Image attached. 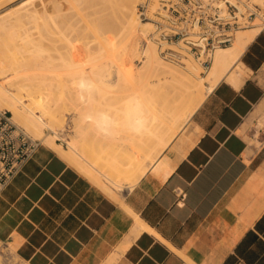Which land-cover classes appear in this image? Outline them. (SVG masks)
Wrapping results in <instances>:
<instances>
[{"label":"crops","instance_id":"obj_1","mask_svg":"<svg viewBox=\"0 0 264 264\" xmlns=\"http://www.w3.org/2000/svg\"><path fill=\"white\" fill-rule=\"evenodd\" d=\"M263 104L264 24L122 203L41 144L0 194V241L27 264H264Z\"/></svg>","mask_w":264,"mask_h":264},{"label":"bare ground","instance_id":"obj_2","mask_svg":"<svg viewBox=\"0 0 264 264\" xmlns=\"http://www.w3.org/2000/svg\"><path fill=\"white\" fill-rule=\"evenodd\" d=\"M76 1L80 0H42L39 6L25 11L24 16L31 18L40 12L45 14L47 55L42 57V46H34L20 59L18 71L25 80L43 84L44 90L38 95L35 110L20 94L25 84L0 81V106L33 136L43 138L84 177L122 203V191L132 188L146 173L261 30L264 0H245L249 6L262 5L263 10L252 25L235 32L230 45L215 49L206 75L200 73L201 63L187 59L191 54L178 62L185 64V69L161 56L149 38L151 22L141 20L136 12L138 0H100L103 6L98 13L102 15L105 5L110 13L105 20H84L85 25L64 8L65 2ZM238 7L244 10L242 4ZM11 28L14 21L6 15L0 17V73L6 68L2 33ZM29 34L26 29L21 37ZM141 40L144 46L140 48ZM136 59L141 63L136 64ZM72 65L77 68L62 102L63 98L53 94L54 79L61 66ZM43 69L50 72L49 76ZM261 110L259 126L264 124V104ZM65 114L72 115L67 121L72 133L66 134V146L57 140L59 131L67 126ZM46 127L50 133L45 132ZM135 219L137 226L146 227Z\"/></svg>","mask_w":264,"mask_h":264},{"label":"built area","instance_id":"obj_3","mask_svg":"<svg viewBox=\"0 0 264 264\" xmlns=\"http://www.w3.org/2000/svg\"><path fill=\"white\" fill-rule=\"evenodd\" d=\"M137 9L141 20L151 22L149 38L163 58L178 63L191 54L205 70L215 49L230 45L235 32L257 16V5L245 0H142ZM40 145L39 138L0 109V194Z\"/></svg>","mask_w":264,"mask_h":264},{"label":"rangeland","instance_id":"obj_4","mask_svg":"<svg viewBox=\"0 0 264 264\" xmlns=\"http://www.w3.org/2000/svg\"><path fill=\"white\" fill-rule=\"evenodd\" d=\"M140 1L142 0H138L136 4L137 14H138L137 7ZM41 2L42 0H5L2 3H0V17L6 15V18L12 19L14 21V28L13 29L11 28L8 32L6 31L2 33V38L4 40L2 57L6 61V68L4 73H0V81H5L6 79H10L12 83H14L15 85L22 83L25 84L24 86L25 88L21 90L20 94L23 96L22 98L24 99V101L27 102L28 106L34 108L35 110H37L38 107V103H37L38 95H40L41 91L44 90V86L43 84L37 81L25 80L22 76H20V73L18 71V65L20 59L23 56L29 54L30 50L37 45L42 46L43 48L42 57L46 58L47 51L45 48L47 46L48 39H47V32L45 29V19H46L45 14L43 12H40L35 18L24 16L25 11H27L28 9H32L35 6H39ZM102 3L103 2H101L100 0H80L72 3L65 2L64 8L69 15L70 14L73 15V19H77V20L79 19L80 21L79 23L85 25V22L88 21L91 22V21L105 20L107 18L106 15H108L110 9L107 8L106 5L105 7H103L104 9L102 8L103 9L101 11V13L103 12L102 15L98 13V11L101 9V6H103ZM261 7L262 5L260 4L257 5V13L263 10V8ZM17 16H19L20 18L15 19ZM26 29L29 30L30 34L28 37L22 38L21 33H23ZM80 31L81 29L79 28L78 33H80ZM141 46H144L143 40H141L140 42V48ZM142 54L143 53H141V55ZM187 59H192L197 64H200V62L192 56H188ZM135 63L140 64L141 63L140 59H136ZM169 63H172L177 66L179 65L180 67L185 69V67H183L185 64H178L171 61H169ZM76 68L77 67L75 65L61 66L59 69V75L57 76L58 78L54 79V87H52L53 94L55 97L63 98L61 100L62 102L66 101V96L68 94L67 89L71 84L70 79L73 76V72ZM207 69L205 70L201 65V70H200L201 75H206ZM42 72L44 73V75L47 76H49L50 74V72L46 69H43ZM47 80H50V77H48ZM11 89L13 90L14 88L11 87ZM0 109H4V107L0 106ZM70 115L71 114H65V125L70 126L69 129L67 126L66 128L64 127V129H61L62 131L61 130L59 131L61 135L59 134L60 137L57 139L59 142H62L63 145L65 146L67 145L66 142L68 139V135L72 133L70 131V128H72L71 123L68 125L69 122H67L70 118ZM257 123L254 125V128L252 130L253 136L255 133V138L254 137L251 138L250 136H247V138H251L250 141H253L255 144L260 145L261 143L257 137H258L259 129L263 125L259 126ZM18 124L25 128L23 124L20 123ZM27 131L33 136V134L29 130ZM45 132L50 133L51 130L46 127ZM67 133L68 135L66 136ZM39 139L41 141V144L46 145L43 141V138H39ZM0 264H27V263L17 256L13 246H8L7 244L0 241Z\"/></svg>","mask_w":264,"mask_h":264}]
</instances>
